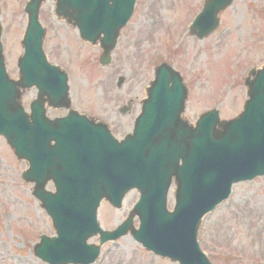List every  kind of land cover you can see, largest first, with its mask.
<instances>
[{"label": "rangeland", "instance_id": "1", "mask_svg": "<svg viewBox=\"0 0 264 264\" xmlns=\"http://www.w3.org/2000/svg\"><path fill=\"white\" fill-rule=\"evenodd\" d=\"M25 1L0 0L5 56L15 78L23 51ZM204 1L138 0L110 67L99 64L100 48L79 40L77 31L57 21L52 2H45L41 18L47 29L46 50L68 71L73 105L90 115L105 112L107 118L111 116L109 123L116 135L128 132L136 110L122 118L116 113L117 107L130 93L139 99L144 97L155 67L166 61L185 78L189 89L186 115L190 121L213 107L220 109L222 119L236 117L246 100L244 79L248 70L264 62V0H235L220 14L219 30L200 40L189 34L188 26ZM121 76L126 81L119 89ZM36 92L31 89L24 95L26 105ZM26 167L0 137V264H47L34 255V245L41 233H55L50 217L32 195V184L21 178ZM233 192L229 201L204 220L202 247L214 264H264V177L240 183ZM171 194L169 207L173 209ZM138 196L131 192L121 210L104 201L99 209L101 225L106 229L116 227ZM97 240L95 236L88 242ZM93 264L176 263L155 256L127 235L102 247Z\"/></svg>", "mask_w": 264, "mask_h": 264}, {"label": "water", "instance_id": "2", "mask_svg": "<svg viewBox=\"0 0 264 264\" xmlns=\"http://www.w3.org/2000/svg\"><path fill=\"white\" fill-rule=\"evenodd\" d=\"M39 2L29 8L32 18L26 43L29 49L25 61L20 64L24 78L19 82L9 80L0 58V108L9 103L10 111H15L20 87L27 83L43 84L45 88L55 83L52 75H41L40 60L44 61V57L40 50L36 52L40 33L37 32L36 38L34 21ZM59 4L57 11L64 12L70 19L79 22L84 16L86 29L93 36L90 39L100 38L103 44L106 55L103 63H107L119 28L131 13L133 0H74V3L59 0ZM69 9L77 10L79 15ZM101 33L104 36L101 37ZM178 78L166 66L159 68L150 99L136 122L133 163L117 162L124 160V154L129 161L130 148H126L129 140L125 147L117 146L119 154L114 157L104 146L103 137L91 143L88 141L95 134L89 136L80 121L51 122L52 126L57 125L53 129L40 124L36 117H32L33 123L29 124L23 114L9 112L11 115L1 123V130L7 132V136L9 134L17 152L31 161L29 177H34L37 183L34 192L45 203L58 229L59 239L47 241L44 238V246L45 243L61 242V250L70 254V246L75 245L73 238L80 233L81 223L95 226L94 212L100 198L115 196L117 200L116 196L121 198L130 188L137 187L142 193L135 209L142 221L136 232L138 240L148 249L181 264H211L195 237L202 217L229 195L231 183L241 174L253 176L264 172V71L258 73L255 84L248 82L251 100L238 121L221 122L212 112L203 115L196 128L189 127L181 119L186 92ZM60 85L65 86V81L61 80ZM42 95L44 93L39 95L41 99ZM34 125H38L43 133L40 138ZM51 140L57 145L51 147ZM93 145L99 147V161L114 160L116 163H83L90 159L94 148L89 152L88 146ZM182 158L185 163L178 165ZM55 159L59 163H54ZM70 159L77 163H68ZM43 167L52 170L47 174L57 182L59 191L56 195L44 191L48 175H38L37 171ZM176 174L177 203L175 211L169 213L166 195ZM96 231L105 238L115 236L100 229ZM89 236L91 233L86 232L81 238ZM43 248L38 255L44 253ZM45 258L53 263L72 262Z\"/></svg>", "mask_w": 264, "mask_h": 264}]
</instances>
